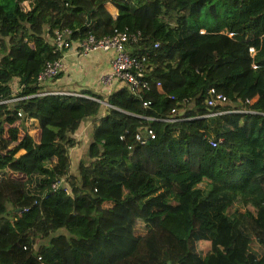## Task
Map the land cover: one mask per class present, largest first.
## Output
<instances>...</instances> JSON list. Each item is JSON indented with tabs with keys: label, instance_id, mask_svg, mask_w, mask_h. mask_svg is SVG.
Here are the masks:
<instances>
[{
	"label": "trees",
	"instance_id": "obj_1",
	"mask_svg": "<svg viewBox=\"0 0 264 264\" xmlns=\"http://www.w3.org/2000/svg\"><path fill=\"white\" fill-rule=\"evenodd\" d=\"M63 27L139 31L149 88L37 95ZM0 264H264V0H0Z\"/></svg>",
	"mask_w": 264,
	"mask_h": 264
},
{
	"label": "built area",
	"instance_id": "obj_2",
	"mask_svg": "<svg viewBox=\"0 0 264 264\" xmlns=\"http://www.w3.org/2000/svg\"><path fill=\"white\" fill-rule=\"evenodd\" d=\"M71 32V29L67 27L52 30V36L49 38L53 46V51L61 52L62 49L69 48L73 45L74 48L81 53L95 50L111 52L110 71L109 73L103 74L99 77V82L101 84L109 85L115 82L120 86H125L132 93L149 88V82L144 79V72L146 70V53L131 54L128 50L132 44L136 43L140 39L139 31L131 32L127 29L114 30L112 34L104 35L97 39L92 35H88L74 41H71L70 39ZM157 46V42L152 44L153 48H156ZM248 50L249 52H252V48H249ZM61 67L62 62L60 57L52 61H46L36 74L35 79L37 84L41 86L52 78H56L61 71ZM156 84L158 85L159 83L157 82ZM40 94H68L73 96H84L77 92H65L53 89L42 90L37 93V95ZM22 98L24 97H11L7 101H14ZM168 98L173 99L172 96H169ZM224 100L225 97L221 93L216 92L213 88L208 90V97L206 99L207 106L212 107L218 103H222ZM99 103H103L106 107L109 106L107 103H104L103 100L99 101ZM148 104L149 101L141 102V105L144 108L147 107ZM216 113L217 112H212L208 115H215ZM141 118L148 121L162 120L170 123L182 121L184 119L181 117V112L175 107L170 108L167 116L162 119L154 117ZM153 137L154 131L148 126L143 128L142 133L136 132L134 134L135 140L140 143H143L146 139ZM119 138L121 139V136ZM211 144L212 146L215 145L214 142H211ZM59 184H61V180L53 182L51 187L56 188Z\"/></svg>",
	"mask_w": 264,
	"mask_h": 264
},
{
	"label": "crops",
	"instance_id": "obj_3",
	"mask_svg": "<svg viewBox=\"0 0 264 264\" xmlns=\"http://www.w3.org/2000/svg\"><path fill=\"white\" fill-rule=\"evenodd\" d=\"M106 8L112 15H115L116 11L112 6L107 4ZM128 50L130 51V48H128ZM60 54L62 67L59 77L52 78L44 83L46 88L65 92H77L84 96L87 95L81 91L87 89L105 97L110 91L120 87V85L115 82L109 85L99 82V77L110 71L111 52L95 50L81 53L71 45L69 48L62 49ZM90 124L91 120L85 119L80 123L72 135V137L79 141V146L83 145L82 143L85 142L83 147H86L87 143L90 141ZM75 149L76 148H72L70 152V169L73 159L72 154ZM75 155H78V152L75 153ZM79 157H77L76 162Z\"/></svg>",
	"mask_w": 264,
	"mask_h": 264
},
{
	"label": "rangeland",
	"instance_id": "obj_4",
	"mask_svg": "<svg viewBox=\"0 0 264 264\" xmlns=\"http://www.w3.org/2000/svg\"><path fill=\"white\" fill-rule=\"evenodd\" d=\"M130 48V47H129ZM14 88H15V85H11V89H12V91L14 90ZM189 106V105H188ZM106 106L102 103L101 104V108H100V111H103L104 110V108H105ZM183 112V111H182ZM181 112V113H182ZM83 145H81V146H78L74 151H73V154H72V157H73V159H72V162H71V171L72 172H75L76 171V164H77V162H76V160H77V157H79L80 156V158H83L84 157V155H85V151H84V144H85V142H83L82 143ZM78 152V155H75V153H77ZM18 154H22V151H20ZM17 154V155H18Z\"/></svg>",
	"mask_w": 264,
	"mask_h": 264
},
{
	"label": "water",
	"instance_id": "obj_5",
	"mask_svg": "<svg viewBox=\"0 0 264 264\" xmlns=\"http://www.w3.org/2000/svg\"><path fill=\"white\" fill-rule=\"evenodd\" d=\"M104 103H107L106 100H104Z\"/></svg>",
	"mask_w": 264,
	"mask_h": 264
}]
</instances>
